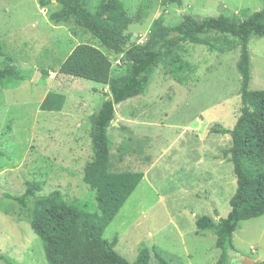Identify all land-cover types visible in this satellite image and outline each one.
<instances>
[{
  "label": "rangeland",
  "instance_id": "rangeland-1",
  "mask_svg": "<svg viewBox=\"0 0 264 264\" xmlns=\"http://www.w3.org/2000/svg\"><path fill=\"white\" fill-rule=\"evenodd\" d=\"M48 1L43 7L41 0H0V41L25 76L18 87L0 86V255L9 264L48 261L20 206L3 194L22 195L30 184L39 183V196L59 191L70 203L96 209L95 193L84 182L85 166L94 159L90 117L110 90L61 74V65L79 44H88L110 58L113 77L129 71L122 56L108 52L73 21H52L50 15L61 5ZM120 1L133 18L130 46L144 44L159 19L166 25L184 15L245 20L264 8V0H183L182 7L163 0ZM83 2L95 12L101 0ZM249 49V90H264V37L251 39ZM180 53L189 70L173 77L159 68L146 94L115 107L118 126L109 130L114 143H134V153L123 160L114 152L116 169L144 173L104 234L131 263L142 246L151 251L149 264H158L154 249L173 264H215L222 255L213 232L196 234V221L204 215L216 221L227 217L237 189L232 138L212 129H232L240 116V47L220 53L182 43ZM50 93L65 97L62 110H41ZM233 242L238 254L232 255L231 264H244L247 258L264 261V216L241 222ZM0 264L7 263L0 259Z\"/></svg>",
  "mask_w": 264,
  "mask_h": 264
},
{
  "label": "trees",
  "instance_id": "trees-1",
  "mask_svg": "<svg viewBox=\"0 0 264 264\" xmlns=\"http://www.w3.org/2000/svg\"><path fill=\"white\" fill-rule=\"evenodd\" d=\"M60 10L50 18L56 23L76 25L90 33L101 47L129 65V71L113 77L110 58L98 47L79 44L63 62L60 73L93 81L109 87L110 96L99 111L90 117L94 159L84 169V182L95 193L96 209L86 203L68 202L59 191L39 196V183H32L22 195L3 194L21 208V216L28 220L33 232L41 239L48 264H149L151 251L142 246L137 260L127 261L117 253L104 234L119 211L135 192L144 173L118 171L113 162L114 152L120 160L133 152L134 143L113 142L109 130L116 123L115 107L129 99L146 94L159 68L173 77L187 72L190 65L180 53L182 43L207 46L220 53L240 47L238 70L242 76V109L232 129L215 126L212 133L230 135V153L237 176V189L230 200L231 211L218 221L204 215L197 219L196 234L213 232L217 248L222 251L215 264H231L238 254L233 235L239 224L264 216V90L251 91V55L249 43L264 37V8L245 20L225 16L200 19L184 15L180 22L166 25L162 19L142 45L130 46L129 27L133 18L120 0H101L93 12L83 0H57ZM50 1L41 0L43 7ZM164 4L183 6V0H163ZM0 86L15 88L25 80L24 74L5 55L0 41ZM48 75V72H44ZM65 97L47 95L40 108L54 112L63 108ZM121 129H124L121 127ZM132 144V146L130 145ZM139 149V153H142ZM158 264H173L154 249ZM0 259L9 264L4 255ZM256 264H264L258 261Z\"/></svg>",
  "mask_w": 264,
  "mask_h": 264
},
{
  "label": "water",
  "instance_id": "water-1",
  "mask_svg": "<svg viewBox=\"0 0 264 264\" xmlns=\"http://www.w3.org/2000/svg\"><path fill=\"white\" fill-rule=\"evenodd\" d=\"M114 126H118V124L115 123ZM244 264H256V262L252 258H247Z\"/></svg>",
  "mask_w": 264,
  "mask_h": 264
}]
</instances>
